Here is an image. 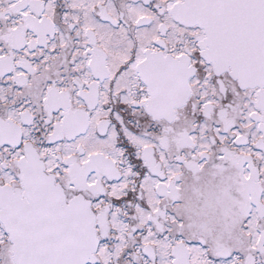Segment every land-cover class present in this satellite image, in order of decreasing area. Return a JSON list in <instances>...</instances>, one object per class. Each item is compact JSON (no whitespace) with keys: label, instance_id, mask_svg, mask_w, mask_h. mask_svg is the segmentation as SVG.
Instances as JSON below:
<instances>
[{"label":"snow or ice","instance_id":"snow-or-ice-1","mask_svg":"<svg viewBox=\"0 0 264 264\" xmlns=\"http://www.w3.org/2000/svg\"><path fill=\"white\" fill-rule=\"evenodd\" d=\"M0 264H264V0H0Z\"/></svg>","mask_w":264,"mask_h":264}]
</instances>
